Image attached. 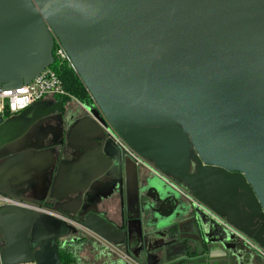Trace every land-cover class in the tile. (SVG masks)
<instances>
[{"label": "water", "instance_id": "water-1", "mask_svg": "<svg viewBox=\"0 0 264 264\" xmlns=\"http://www.w3.org/2000/svg\"><path fill=\"white\" fill-rule=\"evenodd\" d=\"M55 42L92 104L70 130L55 98L0 112V193L52 212L0 207L1 264H62L59 250L81 229L60 216L127 249L165 201L177 210L153 230L163 262L169 249L175 263L221 250L226 264H254L202 208L264 248V0H0V90L50 67ZM70 139L74 158L62 159ZM162 179L191 195L190 216ZM36 186L42 197L26 199Z\"/></svg>", "mask_w": 264, "mask_h": 264}, {"label": "built area", "instance_id": "built-area-1", "mask_svg": "<svg viewBox=\"0 0 264 264\" xmlns=\"http://www.w3.org/2000/svg\"><path fill=\"white\" fill-rule=\"evenodd\" d=\"M53 57L54 61L59 63H69L68 56L64 49L61 47V45L58 42H55L54 48H53ZM71 65V64H70ZM66 95L64 92V89L62 88V85L60 83L59 78L57 77L55 71L50 67L44 69L42 72H40L36 77H34L30 82L27 84H23L16 88H10V89H4L0 90V112L5 110L8 112L7 114H15L22 110H24L26 107H28L30 104L40 101L48 96H64ZM105 133L109 139L112 140L114 144H116L118 147H120L122 150H124L130 157H132L137 164L147 167L150 171L155 173L154 170H152L151 166L148 165V163L140 158L137 154L133 152V150L125 143V141L113 130V128L109 125H106L104 127ZM156 174V173H155ZM167 183H169L166 179H164ZM172 187L171 183H169ZM179 192L184 195V197H189L186 194H184L180 189ZM193 202H195L193 200ZM196 203V202H195ZM5 205H18L22 207L29 208L32 211H35L37 213H52L50 210L45 208L43 205H38L35 203H31L25 200H20L17 198H13L8 195H4L0 193V207ZM199 205V204H197ZM200 206V205H199ZM201 207V206H200ZM202 208V207H201ZM209 216L215 219V221L222 226L225 230L229 231L236 239L243 242L245 245H247L255 254H257L259 257L264 259V248H261L259 245L254 243L252 240L247 238L246 236L242 235L239 230L234 228L231 224H229L224 218L216 215L212 211H210L208 208H202ZM58 215V214H57ZM63 219H65L67 222H69L71 225L81 229L82 231L88 233V235L100 240L95 235H93L91 232L82 230V226L80 223H78L75 220H70L67 217L60 216ZM101 242H104L100 240ZM106 243V242H105ZM108 244V243H107ZM111 245V244H109ZM112 246V245H111ZM1 264V262H0ZM72 264V263H70Z\"/></svg>", "mask_w": 264, "mask_h": 264}, {"label": "crops", "instance_id": "crops-1", "mask_svg": "<svg viewBox=\"0 0 264 264\" xmlns=\"http://www.w3.org/2000/svg\"><path fill=\"white\" fill-rule=\"evenodd\" d=\"M52 96H48V97H45V98H49ZM71 101V100H70ZM72 103L74 104V107H75V115L74 117L78 118L81 116L82 114V106L80 104V102L78 101H74L72 100ZM75 118V119H76ZM72 136H75L77 137V139L75 138L74 141H83L82 138L84 137L82 135L81 132H79V130H77V132L73 133ZM75 151V149H74ZM74 157L72 158H67L68 160H72ZM144 172L150 174L151 176H153V180H156V177L155 175L157 174H154L152 171L150 170H146L144 168H141ZM69 178V173H68V169L65 170V172L63 171L61 177H60V182H61V185L62 186H65L67 185L69 181H67ZM158 180V179H157ZM163 181H165L164 179H162ZM36 182V181H35ZM166 182V181H165ZM60 185V188H62V186ZM171 186V185H170ZM169 187V186H168ZM172 187V186H171ZM169 187V190L170 192H172V195L176 196L177 195V192H176V189L174 187ZM30 195L32 197H42V190H41V187L40 186H36L34 188V190L32 192H30ZM183 199V198H182ZM184 202H185V209L183 212H181L182 214H184V217L186 216H190V212L187 211L188 210V203H187V200H185V198L183 199ZM169 204L168 206L165 207L166 204ZM164 204H160V203H157V207H156V212L152 213L153 216L156 218L155 221H150L149 222V227L147 226L146 224V228L142 227V234H139V235H135V237H132L131 239V249L129 250L128 248L125 249L123 247H120V248H115L105 242H101L100 240L88 235V233L86 232H82L83 234H85L86 236L92 238L96 243L95 244H98V245H95V246H100L99 249H101V247H104L105 249H109L111 252H113L116 257H117V261H116V264H124L122 263L121 261L123 262H126L127 263V260L128 258L130 259L131 256H129V254H131L133 256V258L135 259L136 257L139 258L140 255H141V251L139 250V247L142 246V239H145V246L142 248V251H144L145 253V256H146V261L148 262V264H163V261L161 260L162 259V249L161 251L158 248V245L160 243V241L162 240L161 236L160 235H154V231H156V228L155 227H158V231H161V227L163 225H161L165 220L163 218L164 215L166 214H169L170 212H172V210H174L176 208V205H173L172 203H167V201H165ZM177 210V208H176ZM167 211V212H166ZM174 212V211H173ZM176 212V211H175ZM173 215V214H172ZM162 218V219H161ZM175 224V223H174ZM183 227H184V231L185 232H188L189 231V226L188 225H184L182 224ZM181 225V227H182ZM190 232V231H189ZM142 236V237H141ZM237 248L241 249V246L240 244H236ZM73 250L74 249H77V247H72ZM157 249V250H156ZM212 251V250H211ZM222 251L219 250V251H212L209 255H205V256H199L198 258H195L194 260L192 259H185V260H182L178 263H172V264H226L222 261V259L224 260V256L222 255L221 253ZM129 253V254H128ZM167 253H168V256L167 258H171L172 259H175L179 256V254H176L175 250H172V249H169L167 250ZM200 257H204L203 259L200 258ZM125 259V260H121V259ZM132 259V258H131ZM149 260V261H148ZM176 262V261H174ZM136 264H138L136 261H135ZM132 264V263H130ZM167 264H171V261H168Z\"/></svg>", "mask_w": 264, "mask_h": 264}, {"label": "trees", "instance_id": "trees-1", "mask_svg": "<svg viewBox=\"0 0 264 264\" xmlns=\"http://www.w3.org/2000/svg\"><path fill=\"white\" fill-rule=\"evenodd\" d=\"M51 68L55 71L66 94L61 97L66 100L74 98L81 103L92 101L84 84L69 63H59L54 61ZM5 112L8 113L6 110ZM71 239L73 240L72 242H69L70 244L63 245L59 250V258L62 264L116 263L117 258L114 257V254L108 252L104 247L99 249L100 246H95L98 244H95L96 242L92 238L86 235L77 238L73 235L72 238L68 239V241ZM74 246L77 247V249L73 250L72 247ZM94 257L96 258L94 259Z\"/></svg>", "mask_w": 264, "mask_h": 264}, {"label": "flooded vegetation", "instance_id": "flooded-vegetation-1", "mask_svg": "<svg viewBox=\"0 0 264 264\" xmlns=\"http://www.w3.org/2000/svg\"><path fill=\"white\" fill-rule=\"evenodd\" d=\"M51 98H55V100H61L62 102H63V104L67 107V109H66V113H67V121H68V127L66 128V129H69L70 130V128L72 127V125H73V121H74V119L76 118V117H74V115H75V107H74V104L72 103V100H74V101H76L74 98H71V101L70 100H66V99H64L63 97H61V96H52V97H50V99ZM47 99H49V98H44V99H42V100H40V101H43V100H47ZM79 102V101H78ZM80 104L82 105V106H86V105H88V104H92V102H87V103H81L80 102ZM81 107V106H80ZM83 109V108H82ZM3 112V114L5 115V116H8L9 114H7L6 112H4V111H2ZM77 142V141H76ZM35 143H37L36 142V140H35ZM72 143H73V140L72 139H70L69 140V142H67V141H64L63 142V147L64 148H62L60 151H61V154H59V156L60 155H62V159H67V158H72V157H74L73 156V154H75V152H74V149H72V148H70L69 146H71L72 145ZM137 164V163H136ZM138 166H139V168L141 169V168H144V169H146V170H149L147 167H145V166H142V165H139V164H137ZM142 170V169H141ZM142 174H144L145 176L146 175H150V174H148V173H146V172H144L143 170H142ZM155 174V173H154ZM181 191L184 193V194H186L187 196H189L188 198L187 197H184V195H182L184 198H186L187 199V201H192L193 202V199H192V197H191V195L189 194V193H186L187 191L185 190V189H183V188H181ZM26 199H32V196L31 195H26ZM185 199V200H186ZM161 205L162 204H164V203H160ZM166 204V203H165ZM169 204H166L165 205V207L166 206H168ZM45 208H47L48 210H50L51 211V209L49 208V206L48 205H43ZM167 212V211H166ZM181 217H183V216H181ZM68 218V217H67ZM70 220H75L74 218H69ZM76 221V220H75ZM250 229V228H249ZM250 233H254V231L252 230V231H249ZM242 235H244L243 233H241ZM83 235H85V234H83V233H76V234H74V236L75 237H77V238H79V237H81V236H83ZM72 236L73 235H70V236H68V238L67 239H70V238H72ZM245 236V235H244ZM248 238V237H247ZM232 242H234L235 244H240V245H243V247L246 249V248H248L251 252V254L254 256V258H253V260L255 261L259 256L257 255V254H255L247 245H245L243 242H241L240 240H238V239H236L235 237H234V240H232ZM2 243H3V239H2V237L0 236V249H1V247H2ZM143 247H144V245H143ZM237 247V246H236ZM124 248V247H123ZM262 248V247H261ZM128 249L130 250L131 249V246H129L128 247ZM223 252V251H222ZM230 253V252H229ZM129 254V253H128ZM131 257H132V259H134L133 258V256L131 255V254H129ZM255 256H257V257H255ZM259 258H261V257H259ZM147 259V258H146ZM176 260V258L175 259H172V260H170L171 261V264L172 263H175L174 261ZM134 261H136L138 264H141V256L139 257V258H135L134 259ZM149 261V260H148ZM245 261V260H244ZM233 262H234V260H233ZM245 262H248V261H245ZM126 263V262H125ZM145 264H148V262L146 261L145 262ZM163 264H167V262L165 263V262H163Z\"/></svg>", "mask_w": 264, "mask_h": 264}, {"label": "rangeland", "instance_id": "rangeland-1", "mask_svg": "<svg viewBox=\"0 0 264 264\" xmlns=\"http://www.w3.org/2000/svg\"><path fill=\"white\" fill-rule=\"evenodd\" d=\"M75 100H76V99H75ZM76 101H78V100H76ZM79 102H80V101H79ZM240 246H241V250H242L243 254L245 255V256H244L245 261H248V260L250 259V258H249V257H250L249 253L244 251L245 248L243 247V245H240ZM107 251L110 252V253H112V254H114V253L111 252L109 249H107ZM114 257H116L115 254H114ZM95 258H96V257H94V259H95ZM116 258H117V257H116ZM121 260H125V259L122 258ZM115 261H116V260H115ZM121 262H122V261H121ZM122 263H123V262H122ZM130 263H132V264H136L135 261H134L133 259H131V258L129 259V258H128V260H127V264H130ZM253 263H254V264H261V260H260L259 258H257L255 261H253ZM76 264H78V263H76Z\"/></svg>", "mask_w": 264, "mask_h": 264}]
</instances>
